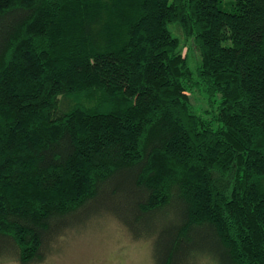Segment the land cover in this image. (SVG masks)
Segmentation results:
<instances>
[{
	"label": "trees",
	"instance_id": "16d2710c",
	"mask_svg": "<svg viewBox=\"0 0 264 264\" xmlns=\"http://www.w3.org/2000/svg\"><path fill=\"white\" fill-rule=\"evenodd\" d=\"M224 7L0 0V261L108 213L154 264H264V0Z\"/></svg>",
	"mask_w": 264,
	"mask_h": 264
},
{
	"label": "rangeland",
	"instance_id": "374dc122",
	"mask_svg": "<svg viewBox=\"0 0 264 264\" xmlns=\"http://www.w3.org/2000/svg\"><path fill=\"white\" fill-rule=\"evenodd\" d=\"M230 2L220 0L223 7ZM182 51L189 54L194 63L197 49L190 42L183 45ZM201 95L196 90L190 94V100L199 108L205 105ZM109 215L90 216L85 223L66 229L45 259L34 264H154V242L145 237L133 238L131 232ZM187 261L188 264H220L215 256L207 253H198ZM0 264L19 263L5 260Z\"/></svg>",
	"mask_w": 264,
	"mask_h": 264
}]
</instances>
